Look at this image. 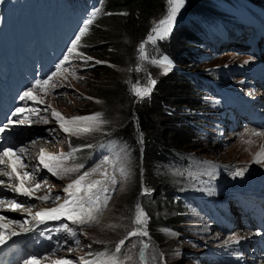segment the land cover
<instances>
[{"label":"trees","instance_id":"obj_1","mask_svg":"<svg viewBox=\"0 0 264 264\" xmlns=\"http://www.w3.org/2000/svg\"><path fill=\"white\" fill-rule=\"evenodd\" d=\"M57 1L58 0H37L33 12L34 19L38 21L37 31L43 32L51 37L53 36L46 27L50 26L54 34L69 33L70 31H74L76 26L75 20L82 13L80 8L74 7L70 16L62 15L59 19L49 23L47 20L55 14L53 6ZM186 1L187 7L185 10L187 12L195 10L198 5L204 6L205 4V0ZM166 4L167 0H102L101 15L96 25L90 31L89 39L82 42L83 50L96 48L94 55L100 59L106 60L108 55L111 54L114 57L111 58L114 60L113 63L120 65L124 60L123 70L120 69V72L115 71L116 74L110 77L113 87L117 91L116 95H114L115 101H125L123 118H128L131 110H133L135 120H129L127 124L121 126V128L115 132L114 138L119 140V142L126 143L132 152L130 165L133 172V189L128 203L132 204V198L140 194L141 174L143 169L147 172V178L150 182L149 189L152 192L149 193V195H145L148 197H142L146 199L149 198L150 205L145 206V208L150 217V222L148 223L150 226L149 234L155 240L156 238L160 240L156 230L158 226L173 225L178 227V222L175 219L176 214L170 209L173 206L172 201L174 195L178 191V188H176L178 185H174L175 182L171 183L169 178L162 173L157 175L154 171L157 166H163L165 163L177 160L172 154L193 149L188 141L182 142L180 140V135L175 132V127L171 125V120L175 121L177 119V115L174 112L175 109L172 108L174 104H194V100L191 98V79L174 70L169 71L163 78H160L158 72H154L156 69L148 68L150 67L149 65L143 70H139L137 67L136 57L138 45L140 42H144L145 36L150 31L151 26L166 13ZM259 4L260 2L258 6ZM244 7L252 15L262 18L261 13L256 10V7ZM106 13H112V15H107ZM119 13H127V15H120ZM198 39L205 42L202 37ZM125 41H127V46L121 49L119 43H125ZM189 42L188 32L178 27L171 33L167 40L155 46L147 45V49L150 55H156L163 51L173 60L187 66L190 64L189 54L192 50V46ZM125 54L127 55L126 57L124 56ZM88 65H93V67L89 69L94 77L97 78L100 75L104 76L102 79L109 77L110 69L107 65L94 63H88ZM106 69H108V71H105ZM136 78L144 79L145 83L148 78H150V80H156V86L150 97L143 99L136 98L132 90L133 84H136ZM177 81L181 83L179 86L181 92L177 91ZM163 83L165 85H163ZM168 85H170L171 88H168ZM103 87L104 84L101 88ZM92 88L93 90L86 92L87 95L98 97L100 94L95 91L96 89L94 87ZM106 93L103 94L108 96ZM87 105L88 104H86L84 108L87 107ZM89 105L92 104L89 103ZM132 106L134 109H132ZM84 108L80 109L79 114L92 111V109ZM106 108H109V106L97 107V110L105 113ZM108 120L110 124L111 121L114 122V124L109 127V129H113L116 126L115 121H117L118 118L115 117L114 121V116H110ZM157 124H161L164 130H167L158 129L156 127ZM138 133H141L143 137V146L148 150L147 153H142V156L138 146ZM78 141L80 140L73 139L72 142ZM81 156V160H83L84 155L81 154ZM162 209L167 210V216L163 219H161L160 216L156 218L155 213Z\"/></svg>","mask_w":264,"mask_h":264},{"label":"rangeland","instance_id":"obj_2","mask_svg":"<svg viewBox=\"0 0 264 264\" xmlns=\"http://www.w3.org/2000/svg\"><path fill=\"white\" fill-rule=\"evenodd\" d=\"M27 2H31V0H24ZM229 3L235 5V6H243L242 3H240L238 0H228ZM185 4L183 6V8L180 11V18L183 17L185 15ZM231 13L233 14V12L235 13V10L233 9L232 6L229 7ZM258 20L255 16H254V20H252L253 23H255V21ZM243 21V20H242ZM97 22L94 23V25ZM93 25V26H94ZM225 32H229L228 29H224ZM248 32V30H247ZM250 32V31H249ZM10 35V34H9ZM245 36V39H242V41L238 42V49L236 51L233 50H227L224 51L221 54H217L215 53V57L211 58L208 56V60L203 61V65H215V64H226V63H230L233 61H238L241 60L240 57V53L246 52L247 49L244 47V43H247L250 41V43H253V39L250 38L247 39V36L245 34L242 35H237L235 38H241V37ZM87 36L85 38L82 39L83 41H87L89 39ZM228 38V37H227ZM49 39H52V37H49ZM247 39V42H246ZM230 41H232V39L228 38L227 40H225L226 43H231ZM236 41V40H233ZM81 42V43H82ZM214 42V41H213ZM262 41H260L257 45H259ZM249 43V44H250ZM121 46V49H124L125 46H127V41H125V43H119ZM213 43H211V45L206 44V46L204 47V52L209 55L212 51V46ZM96 48H91L89 50H83L82 48L79 49V51H82L83 53H85V55L87 56H91L93 59L91 61H89L88 63H95V61H102V63L100 64H105L109 67L110 69V75L109 77H105L104 79H102L104 76H99V77H94V75L90 72L89 68H92L93 65H91L90 67H86V65L84 62H82L81 60L79 61V67L82 68L81 73L79 74V79L77 78H71V79H67L68 77L64 78L67 80H64L62 83L58 84V91L56 93V96L54 95L51 99L50 102L52 103V106L59 109L60 111H62V114L65 116L66 114H69L70 116H77L79 114L80 109L84 108V106L87 105V107H85L84 109H92V111L89 112V114H87V116H95V115H99L100 116V121L98 122L97 126H94L93 131H97L98 130V126L100 125V122L103 121L104 124H109V120L108 119H104V118H109L110 116H114V121H115V117L118 118L117 121H115L116 126L112 130V132L110 133V131H107L106 133L109 135H115V131H117L118 129L121 128V126L127 124V122L130 121H134L135 120V115L133 113V110H131L128 118L124 117L123 118V113H124V109H125V101H115L116 99L114 98V95H116V89H114L113 84L111 82V75H115V71L120 72V69L123 70V62L120 63V65H118L117 63H113L114 60L111 58H114L111 54L108 55V57L106 58V60L100 59L97 56L94 55ZM140 55V51L138 48V55H137V67L139 70H143L146 69V66L149 65L151 69H156V71L154 72H158V75L160 76V78H163L164 74V70L162 67H159L155 64H153V62H149V61H144L141 60L139 58ZM125 57L127 56L126 54L124 55ZM124 58V57H123ZM244 60H249V55L243 56L242 57ZM118 59V58H117ZM125 59V58H124ZM120 61V60H119ZM262 61V60H261ZM180 65L181 62H178ZM112 65V66H110ZM84 66V68H83ZM185 68L189 67L186 65H183ZM202 67V66H200ZM198 67V68H200ZM105 71H108V69H106ZM155 73V74H156ZM106 76V75H105ZM111 76V77H110ZM150 78L147 79L146 83L145 80L142 78H136V84H133L134 86H140V87H147L150 84ZM104 84V87L101 88V86ZM180 82L177 81L176 85L178 86L177 91L181 92V90L179 89L180 86ZM163 85H165L163 83ZM94 87L100 95H98V97L96 96H89L87 95V91L89 90H93ZM132 87V90H133ZM168 88H171L170 85L167 86ZM107 92V93H106ZM103 93H106L108 96L104 95ZM136 98H139L136 96ZM92 104V105H89ZM133 105V104H132ZM174 104L172 106V108L177 109L181 106ZM90 106V107H89ZM103 106H109V108H106L104 115L102 116L98 111H97V107H103ZM111 106V107H110ZM102 109V108H101ZM132 109L133 106H132ZM183 109V106H181L178 110H176L177 113V119L175 121L171 120V125L173 127H175V132L178 133V135H180V140L183 141H188L190 143V146L193 147V149H191L190 153L192 155H195L199 158H210L213 161H220V162H225V163H231V162H242V161H248V158L245 157H249L250 153L248 151H250L251 149L249 147H244L246 146V143H241L239 142V138L236 137L232 140V144L229 145V147L227 149H223V147H215V148H208L206 149V152L204 150H201L199 148H197L196 146L198 145L199 141L197 140V137L194 136L193 134H191L185 127L183 124V121L181 120V111ZM122 117V119H121ZM103 119V120H102ZM120 119V120H119ZM48 124H53V120L52 119H48L47 120ZM114 122L111 121V125H113ZM156 127L158 129H163L164 127H162L161 124H157ZM41 127H37L36 130L40 129ZM52 129H43L42 132H38L37 136H40L41 138H43V143L44 146L46 145L47 149H52L54 150L53 152H55L56 154H61L59 153L61 151L62 148V142L57 141L55 142V130L53 128ZM162 130V131H163ZM167 130V129H165ZM164 130V131H165ZM172 131V130H170ZM174 131V130H173ZM50 133V135H49ZM61 135L58 136L59 138L62 136H64V133L60 132ZM183 134V135H181ZM70 138L79 140L80 138L82 139H88V140H92L94 139L95 136L88 134V133H79L76 135H69ZM64 142H67L66 140H64ZM50 144V145H49ZM116 144L119 146V151L121 148H127V144L123 143V142H119L118 140L116 141ZM138 146L140 148V150L142 152L147 153L148 150L146 149V147H144L142 145V138L139 137L138 139ZM49 147V148H48ZM150 148V147H149ZM173 155V154H172ZM243 158V160H242ZM73 159V158H72ZM72 159L67 160L64 163V167L67 168H75L77 167L75 163L72 162ZM247 159V160H246ZM242 160V161H241ZM148 162V160H147ZM194 163H198L199 160L194 159L193 160ZM131 163V162H130ZM127 165L126 166V170L128 172V176L127 178L121 180V185L119 186V189L117 190L116 195L113 197V199L111 200V202L109 203V206H111L109 211V216L107 218L106 223L103 224V227L101 229H97L95 228V224L89 228L88 230L83 232V240H84V244H82V246L85 248V250H83L81 252V250H78V255H84L86 253V251L88 250L86 247L89 246H93V251L98 252L96 250V247L99 248H104V247H108V248H112L114 243L117 241H124L123 246L121 247V251L119 252V254L121 255V257L123 258V260L126 262L125 264H198L196 263L193 259H191L190 257H185L182 256L183 253L185 252H189L191 247H189L186 244V239H182V240H173L170 236H165L162 233H160L158 235V237L160 238V240H156L151 238L146 239L149 237V230H150V226H149V220L150 217L147 214L146 208L145 206L150 205L149 202V198H143V197H148L145 195H149V193H151L152 191L149 189L150 187V182L147 178V172L145 169H143L142 174H141V179H140V194L138 196L135 195L133 199V202H131L132 204L128 203V200L130 198L131 195V191L133 189L132 185H133V172L131 169V165ZM175 165L179 166V167H183L184 164L178 165V164H173V165H166L165 167L163 166H157L156 170L154 171L157 175H160L161 173L165 176H167L170 180L171 183L175 182L174 185H177V182L174 180L176 179V175L177 172L175 171H171L168 170L169 168H173ZM159 170V171H157ZM69 173V174H73ZM69 175H66L63 179L60 178H56L55 179V183H43L41 181H39L38 183L40 184V186L45 189V186L48 184L49 186H53L50 188H60L61 186L64 185L63 181L67 180ZM117 177H122L121 175H117ZM53 184V185H52ZM181 184L183 185L182 190L187 192V191H191V192H196L198 191L197 188H195L194 186H192L191 184H189L186 181H182ZM147 190V192L145 191ZM116 192V191H115ZM141 196L142 199H141ZM204 198L206 197V194L204 193L202 195ZM131 199V201H132ZM141 199V200H140ZM149 202V203H148ZM138 209H143V211L147 214L148 217V221H147V225L146 227H141L135 224V216L136 213L138 211ZM172 209V211H174V213L176 214L175 219L178 222V227L177 226H173V225H169L171 227H174L176 229H178V231L180 233H182L183 235L189 232L192 224H195L196 221V208H194L191 204L189 205V208L186 209V213H187V218L186 220L179 216L178 213V208H174L173 206L170 208ZM170 215V214H169ZM161 217V219H163L164 217L167 216V210L162 209L161 211L155 213V217ZM155 218V219H156ZM183 220H185V223L183 222ZM217 224H211V226H215ZM210 226V227H211ZM184 227L188 230L184 231ZM209 227V233L212 231V228ZM147 231L148 235L144 236V235H137V236H130V233L132 231ZM160 232V231H159ZM146 239V240H145ZM39 241H41L39 239ZM158 241V242H157ZM145 245H147V247H145ZM34 246H31V248H33ZM198 250V249H197ZM42 252V250H41Z\"/></svg>","mask_w":264,"mask_h":264},{"label":"snow or ice","instance_id":"obj_3","mask_svg":"<svg viewBox=\"0 0 264 264\" xmlns=\"http://www.w3.org/2000/svg\"><path fill=\"white\" fill-rule=\"evenodd\" d=\"M185 0H168L169 10L168 14L165 18L161 19L155 27L152 29L153 35H150L147 39L150 43H156L157 39H165L172 31L176 17L179 14L180 10L183 8ZM107 15H112V13H106ZM120 15H127V13H119ZM97 13H93L92 17L89 18L84 24L82 30L75 37L73 42L71 43L70 48L67 51V55L63 57L61 63H59L56 67L55 72L46 80L41 82H37L34 88L25 91L21 96L22 100H31L36 103H43L44 101L35 94L37 91L43 90L44 94H48V90L50 88L56 87L57 85L54 83L57 77H60L62 74L69 72V69L65 67L66 64H70L72 60H81L85 64L91 61L93 58L91 56L85 55L79 49L82 47V38L89 33V27L94 23ZM141 53L142 59H147V56L144 51V45H140L139 49ZM96 64L102 63V61H95ZM164 70V74H167L171 68L172 64L167 59H163L160 61H156ZM112 66V65H110ZM74 78L79 79V77L75 76V73H71ZM156 80H151L149 86L140 87L134 86L133 91L135 95L141 99L150 97L153 89L156 86ZM51 108V105L48 106ZM26 110L23 108H19L16 110V115H22ZM28 112L36 114L38 112L37 109H27ZM52 115L55 117L56 121L59 123L60 128L69 135H76L79 133H89L93 131L94 126L98 125L100 121V116H77L71 118H65L60 112H58L55 108H51ZM25 122L30 123V120H20L19 123L23 124ZM48 121L45 120V123ZM4 129L0 128V132H3ZM256 136L264 135V132H255L253 133ZM20 153L26 151L25 148H20L18 150ZM72 159L71 155H64L61 153L60 155H53L45 152L43 149L41 150V154L39 157V163L43 165L48 172H50L53 176H56L60 179H63L66 175L72 172H76L79 170L80 166L75 168H67L64 167V163L67 160ZM108 163V161H105ZM257 164H264V151H261L255 160ZM0 164H5L7 168L11 169L10 171L0 172V175L7 176L9 180H19L20 183L18 185H12L11 190L13 192L18 193L21 196L27 198H33L34 193L40 189V184H37L35 188H27L25 187V182L29 178L28 173H23L20 175L17 172V168L24 167L20 157L14 152L11 148H6L2 152H0ZM99 171V170H97ZM93 173H85L81 175L79 178L69 183L64 191L68 194L69 199L65 201L64 204L59 205L55 208L45 209L40 212H36L35 215H32L31 209H28L30 215H32V219L37 220L39 223H44L47 220H59L61 218L71 220L73 224L79 225H93L99 222L98 217L103 213V211L107 208L108 202L111 199L109 195H107V190L101 188L100 186L104 183L102 180H95L91 183H85L89 175ZM120 174L125 179L128 176V172L125 168L120 169ZM236 176H243L244 172L241 170H237L235 172ZM105 179L115 184L116 179L115 176L109 177L107 173H104ZM147 192V190H145ZM99 192H105L103 199L98 195ZM36 199H42L47 202L49 200L48 196L44 197H36ZM5 201L0 200V205L4 204ZM22 205L15 202L14 200L9 204L10 211H17L21 209ZM148 221L147 214L143 211V209H138L135 216V224L141 227H146ZM27 223V221H25ZM19 222L15 220H9L7 217L0 216V246L7 243L8 239L11 236H16L19 233L15 231H9L13 225H18ZM19 227L24 229L23 224H19ZM25 231H30L31 229H24ZM64 230L68 231L72 236H76L77 233L68 228L67 225H64ZM144 235L147 236V231H132L130 236ZM259 235V233H257ZM232 243H239L238 239H234ZM124 241H120V245L115 249L116 253L121 251V247L123 246ZM147 247V245H145ZM25 264H40V261L35 257L25 261ZM53 264H73L70 260H56ZM84 264H122L118 256L106 257L101 260L96 261H84Z\"/></svg>","mask_w":264,"mask_h":264},{"label":"bare ground","instance_id":"obj_4","mask_svg":"<svg viewBox=\"0 0 264 264\" xmlns=\"http://www.w3.org/2000/svg\"><path fill=\"white\" fill-rule=\"evenodd\" d=\"M232 6L233 9L235 10V13L233 12V17H234V20L233 22H231L233 24L234 27L236 28H240V26L242 24H244L246 26V28L241 32V34H245L249 39V36L247 35V30H249V28L252 26L253 27V22H248L246 20H244L245 18L247 17H250L251 19H254V15H252L244 6H233L231 4H229V7ZM256 17V16H255ZM258 19L259 22H261L262 24H264V19L262 18H259V17H256ZM243 20V21H242ZM73 32V31H71ZM41 34H43L46 39L48 40L49 35L43 33V32H40ZM68 34L69 33H55V35L52 37V39H49L48 41L51 42L53 44V46L56 48L57 51H61L62 49H64L65 45L67 44L68 40H69V37H68ZM240 35V34H239ZM10 38L13 39L14 38V33L13 32H10ZM247 39H246V42H247ZM237 42H240L242 41V37L239 39L237 38L236 39ZM261 40H255L253 39V43H255L256 45L260 42ZM250 41L248 42V44L246 43V46H249L250 44ZM0 47H5L7 48L8 45L6 43H3L1 40H0ZM66 78V76L64 77ZM8 89V85L5 83V81L2 79V76L0 74V93L3 94V95H6V90ZM258 100L259 101H263L264 100V90L262 92H260V94L258 95ZM58 112H61L60 110H57ZM200 115L201 116H207V112L204 111V110H201L200 112ZM66 118V117H65ZM52 119V118H50ZM53 120V124H48V123H45L43 126H39L38 124H34L31 129L37 134L39 132L40 129L36 130L37 127H41L42 129H49L52 131V129L50 128H53L55 131H59V132H62V133H65L59 126V124H56V122ZM204 124H202L203 126ZM50 135V133H49ZM238 137L237 134H234L233 135V139ZM30 141L31 142H34V144H36V147H37V150L39 149V151H41L42 149L47 152V153H50V154H53V155H59V154H56L55 152H53L54 150L52 149H47L46 148V145L44 146V143H43V138H41L40 136H37L36 137H31L30 138ZM30 146L32 143H29ZM50 145V144H49ZM49 148V147H48ZM252 151V150H250ZM249 151V153H250ZM61 153V151L59 152ZM166 165H173V164H178V165H181L183 164V162L177 158V160H174L173 162H170V163H165ZM164 164V165H165ZM182 168V166L180 167ZM110 171H114V169L112 167H110L109 169ZM114 176V175H112ZM117 181H118V178H117ZM39 181H35V184H39L38 183ZM121 185V180H120V183L118 182V186L116 184H113V188L112 190L115 192V195L117 193V190L119 189V186ZM51 186L48 187L47 190H52V189H55V188H50ZM67 186L64 185L61 186L60 188H58L59 191H64V189L66 188ZM118 188V189H117ZM117 189V190H116ZM46 192V189H43L42 187H40V189L38 191H36V193H44ZM65 192V191H64ZM113 199V198H112ZM111 199V200H112ZM111 202V201H110ZM3 205H0V208H2ZM112 206V205H111ZM111 206H107L106 210L101 214L99 215L98 217V220L99 222L95 224V228L97 229H101L103 227V224L106 223L107 221V218L109 216V211ZM110 207V208H109ZM210 228H212V231L209 233L210 235L212 236H215L217 238H221L222 237V233L220 231V227L218 225H215V226H211ZM13 248L14 250H19L21 248H28L30 251L32 252H35V253H41V250H42V247L40 245H37V246H34L33 248H31V245H29L25 240H18L16 241L14 244H13Z\"/></svg>","mask_w":264,"mask_h":264}]
</instances>
